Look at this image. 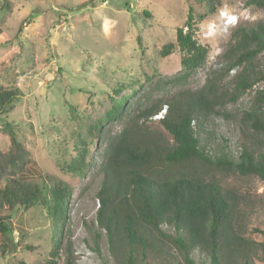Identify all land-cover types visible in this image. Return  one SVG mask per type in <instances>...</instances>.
Returning a JSON list of instances; mask_svg holds the SVG:
<instances>
[{
  "label": "rangeland",
  "instance_id": "374dc122",
  "mask_svg": "<svg viewBox=\"0 0 264 264\" xmlns=\"http://www.w3.org/2000/svg\"><path fill=\"white\" fill-rule=\"evenodd\" d=\"M247 1L220 0L214 14L202 21L195 16V39L209 48V56L182 88H203L208 73L220 67L232 33L264 23V9L247 6ZM188 13L189 0H0V84L17 87L22 94L14 109L0 118V153L11 149L6 126L10 124L31 159L25 175L37 180L40 174L49 175L74 189L63 233L54 229L41 204L6 212L13 233L5 239L0 234V264H46L53 259L58 237L62 240L58 264L66 262L68 242L74 264H112L107 237L96 223L102 181L98 167L107 142L121 133L125 120L110 123L104 139L91 142L95 167L85 177L74 175L69 164L89 126L118 102L129 99L128 113L134 115L168 91L156 83L181 71L183 54L177 46L165 57L161 51L168 43L176 44L177 29L185 26ZM227 14L238 17L236 26L225 24ZM255 64L256 70L264 71V52ZM256 88L264 89V81ZM253 94L227 107L232 118L213 115L203 122L199 139L213 158L238 157V117L250 106ZM159 122L152 119L148 125L172 142ZM181 172L213 178L234 192L245 216L246 237L264 242V233L253 232L264 231V181L228 171L208 173L204 168ZM5 240L8 247L3 250ZM194 258L198 264L205 261L199 252Z\"/></svg>",
  "mask_w": 264,
  "mask_h": 264
},
{
  "label": "trees",
  "instance_id": "16d2710c",
  "mask_svg": "<svg viewBox=\"0 0 264 264\" xmlns=\"http://www.w3.org/2000/svg\"><path fill=\"white\" fill-rule=\"evenodd\" d=\"M219 5L220 0H189L188 17L185 26L177 29L176 44L168 43L161 51L165 57L177 46L183 54L181 71L156 83L168 91L134 115L128 113L129 99L118 102L89 126L69 164L74 175L85 177L95 167L91 142L103 140L110 123L125 120L121 133L107 142L98 167L102 181L96 223L107 237L112 264H198L195 252L204 256L201 264L264 263V242L246 237L245 216L238 209L235 193L213 178L181 172L204 168L208 173L228 171L264 181V89L256 88L264 81V71L256 70L255 64L264 52V23L239 27L232 33L220 67L208 73L203 88H182L209 56V48L195 39V16L202 21ZM246 5L264 9V0H248ZM174 89L178 90L172 93ZM252 92L250 106L238 117V157L222 154L213 158L199 139L203 122L213 115L232 118L227 107ZM21 95L19 88L0 84V118L14 109ZM164 108L166 114L159 123L172 142L148 125ZM6 126L11 149L0 153V234L5 239L13 233L7 211L38 204L46 207L54 229L63 233L73 187L49 175L40 174V180L28 178L25 171L31 159L13 126ZM253 232L264 233L258 228ZM61 243L59 237L54 240L53 259L46 264L59 263ZM95 244L98 250L96 239ZM7 247L5 240L2 249ZM71 249L68 242L65 264H74Z\"/></svg>",
  "mask_w": 264,
  "mask_h": 264
},
{
  "label": "clouds",
  "instance_id": "9594fccd",
  "mask_svg": "<svg viewBox=\"0 0 264 264\" xmlns=\"http://www.w3.org/2000/svg\"><path fill=\"white\" fill-rule=\"evenodd\" d=\"M224 17L226 18V15ZM237 22H238V17L236 15L228 16V14H227V20L225 21L226 25L229 24V25L236 26ZM165 114H166V109L164 108L160 113H158L157 115L152 117V119L160 121V120H162L164 118Z\"/></svg>",
  "mask_w": 264,
  "mask_h": 264
}]
</instances>
